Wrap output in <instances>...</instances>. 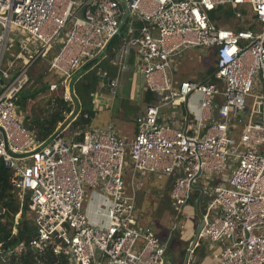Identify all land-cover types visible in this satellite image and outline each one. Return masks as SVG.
I'll list each match as a JSON object with an SVG mask.
<instances>
[{
  "label": "built area",
  "instance_id": "1",
  "mask_svg": "<svg viewBox=\"0 0 264 264\" xmlns=\"http://www.w3.org/2000/svg\"><path fill=\"white\" fill-rule=\"evenodd\" d=\"M225 3L249 4L255 28L215 26L208 12ZM124 16L119 49L133 52L145 88L157 91L159 100L136 117L129 140L111 125L66 136L76 106L69 79L85 58L103 52ZM14 26L26 35L9 66L0 68V158L12 169L21 205L27 202L34 213L29 244L36 251L58 239L67 264H168L165 243L149 226H138L134 173L174 172L177 216L197 187L195 178L204 175L206 183L216 173L208 189L199 188V201L207 195L199 240L221 242L216 264H264V0H0V63ZM56 45L50 65L60 78L47 90L59 89L72 109L41 138L23 124L16 100L33 64ZM191 47L205 49L222 87L184 78L172 89L173 57ZM117 84L108 80L113 93ZM175 99L184 110L170 124L161 108ZM127 155L131 190L123 178ZM98 198L95 210L103 221L84 211L87 199ZM1 250L0 243V256Z\"/></svg>",
  "mask_w": 264,
  "mask_h": 264
},
{
  "label": "rangeland",
  "instance_id": "2",
  "mask_svg": "<svg viewBox=\"0 0 264 264\" xmlns=\"http://www.w3.org/2000/svg\"><path fill=\"white\" fill-rule=\"evenodd\" d=\"M227 8L229 4H222ZM224 8L221 12L217 13V16H214V22L217 26L220 27H229L236 28L237 25L243 24L244 27H249L254 29L257 24V18L252 11L251 7L247 3L239 4L236 8H232V10ZM239 13V14H238ZM26 34L23 30L14 26V36H11L8 40V47L5 49L3 53V57L0 63V68H6L11 63V60L15 58V53L20 50V37H24ZM120 33L115 36V39L118 38ZM212 52V48L210 49ZM51 52L46 53L45 55L40 57L31 69V80L29 79L23 89L20 91L17 97V111L19 114L23 113L25 115L33 112L34 110H38L40 107H43L46 102L51 98L50 96L55 94H60V90L53 91H44V87H38V95L34 98H31V87L34 85L38 86L42 83H50V82H58L60 75L55 70L53 66L48 68V63L50 60ZM213 57L212 53H210V57ZM172 65L175 67V73L172 76V89L177 90L179 83L184 78H192L194 80L199 79L203 80L205 78L210 79L215 82L218 87H222V84L219 79L212 76V66H210L209 55L205 51L203 47H191L187 48L181 55H176L173 57ZM11 68V67H9ZM132 76V80L128 83V86L124 84L121 86L119 93L115 94L116 98L111 107L103 108L100 110H95L93 108L94 115L90 118V124H101L106 121L110 117V113L113 112L116 117L114 119H121L123 117L127 118V122L130 123V118H132L136 112L139 105L145 103L148 97H153L155 102L159 100V94L156 91L149 90L145 88V81L142 74L134 70L130 73ZM7 78L4 80V83L7 82ZM2 84H0V90L2 88ZM145 90H148L146 93ZM166 92H169V88L166 89ZM121 108V112L116 114V111ZM257 107L256 105L254 106ZM161 110L166 115L179 114V111L184 110V104L181 100L175 99V101L170 102V106L162 107ZM172 113V114H171ZM120 121V120H119ZM238 138L236 135H234ZM128 137V136H127ZM131 139V138H130ZM132 177V167L129 155L126 156L125 161V171L123 173V178L125 181L126 187L130 188V181ZM176 178V174L174 172L166 173V172H152V171H137L133 175L134 183H141L135 189V215L137 218V222L146 224L145 226H149L153 231L157 232V235L160 237V240L163 242L166 236V231L170 226H175V234L176 237L180 236V225L185 217L184 215H194L195 210H202L203 200L207 197L206 194H203L202 199L199 201L198 196L200 195L201 189L200 187L208 189L209 185H211L214 181L217 180L216 173H210L207 176V182L204 178V175H200L195 178L193 185L197 186L192 189L190 193V197L188 202L182 205V211L180 216H177L178 210L176 207V203L174 198L171 195V182L172 179ZM26 214L29 216H33L34 213L29 208L26 209ZM184 214V215H183ZM199 219V218H198ZM179 226V227H177ZM202 240L208 241L206 238L202 237ZM224 243L229 241L228 239L222 240ZM176 243L173 242L169 248L166 249V254H168L172 261L170 264H174V258L176 256V263L178 259L185 260V255L187 249H184V244L181 246L183 249L174 248L173 246ZM218 245L221 242L217 243ZM177 249V250H176ZM183 250V251H182ZM193 257V253H192Z\"/></svg>",
  "mask_w": 264,
  "mask_h": 264
},
{
  "label": "trees",
  "instance_id": "3",
  "mask_svg": "<svg viewBox=\"0 0 264 264\" xmlns=\"http://www.w3.org/2000/svg\"><path fill=\"white\" fill-rule=\"evenodd\" d=\"M224 8L226 7L220 4L208 12L209 19L215 26L217 25L213 18ZM226 9L232 10L230 5H228ZM236 28L242 29L246 27H244L243 24H239ZM120 31V33H123L124 28ZM115 36L108 44V52L112 51L116 41L120 39V35L116 39ZM58 48L59 45H56L50 51V59L54 51ZM96 58L97 55H94L85 59L74 71V76L76 78L74 82V94L77 101L80 102V107L72 114L73 119L69 123L72 129H76L77 127L85 128L90 118L94 115L91 94L96 89L99 76L96 73L97 66L91 67V64ZM38 60H40V58H38L37 61ZM50 66L49 60L48 68H50ZM31 69L29 71L30 80L32 77ZM48 84L49 83L45 82L38 86L33 84L31 87V98L39 94L38 87H44V91H46ZM50 97L51 98L43 107L33 112L31 111V114L29 116L27 114L23 121L26 127L41 138H47L54 131L55 126L71 111V106L67 105V102L63 99L61 94H55ZM12 176V169L6 166L0 158V243L2 246L0 264H67L68 252L66 251V246L65 244H61L58 249V239L49 240L45 244L42 252L36 251L29 244L36 229L34 215L31 217L26 214V209L28 208L27 202H24L22 208H20L19 190L12 185ZM18 213L19 216L16 217ZM19 243H22V248L20 250H15V246ZM12 249L14 250L10 252ZM6 255L7 258H4Z\"/></svg>",
  "mask_w": 264,
  "mask_h": 264
},
{
  "label": "crops",
  "instance_id": "4",
  "mask_svg": "<svg viewBox=\"0 0 264 264\" xmlns=\"http://www.w3.org/2000/svg\"><path fill=\"white\" fill-rule=\"evenodd\" d=\"M120 32L121 31H119V33ZM121 34L122 33H120V36H121ZM119 40L116 41L111 52L107 51V47L109 44L108 43L106 50H104L101 54H98L97 58L91 64V67L97 66L96 73L99 76L98 77V83L96 85V89L91 94L92 106L96 111L103 109V108L111 107L114 102L116 103L115 94L119 93L121 86H123L124 84H126V86H128V83L131 82L132 76L130 75V73L132 71L137 70L143 76V73L140 70H138L137 67H135V65H134V54H133V52L130 51V53H129V52L120 51V49H119L120 41ZM85 59H87V58H85ZM175 70H176L175 67L172 65V69L170 70V72H172V76L174 75ZM110 78L116 79V81L118 82V84L116 85V93H113V91L111 90V87H109V85H108V80H110ZM143 78H144V76H143ZM197 80H199V79H197ZM144 81H145V78H144ZM145 86H146V81H145ZM73 90H74V86H73ZM145 91H146V93H148V90H145ZM152 98L148 97L146 99L145 103L139 105V107L137 108L136 114L132 118H130V123L127 122L126 117H123L121 119H114V117H116V115H114L113 112H111L110 117L108 119H106L105 122L98 124V125L88 123L85 128L95 127V126L111 125L112 128L114 129V131H116L118 134L125 135L126 138L129 140L137 132L136 117L144 111L145 106L147 104L154 102V99H152ZM75 105L76 106L74 107L73 112L80 107V102H78L77 99L75 100ZM169 106H170V104H167L165 107H167V109H168ZM71 109H72V107H71ZM119 112H121L120 107L116 111V114L118 115ZM30 114L31 113H29L28 116ZM20 115L22 117V121H24V118L26 115L24 113H23V115L22 114H20ZM175 118H176V114L175 115L174 114L166 115L165 113H163V111L161 113V119L169 122L170 124H174ZM76 129H84V128L77 127ZM76 129H72L70 125L67 126L66 133H65L66 136L71 134V132L75 131ZM172 182H173V179H172ZM100 202H101V198H98V200L96 202L90 201L89 199H87L84 202V211L86 212V214L88 215L90 220H93V221H103L104 220V215L101 212V210H95L96 206ZM22 206L23 205H21V203H20V208H22ZM184 217L185 218L182 221H180L182 223V225H180L181 227L177 226L180 229V233H181L180 236L176 237V234H175L176 224L174 227L170 226L168 228V230L166 231V236H165L163 243H165L168 240V238L171 236L170 245H172V243L175 242L176 244L173 246L174 248H176V246H178L177 249H179V248H181V246L183 244H184V249H187L190 246V243H191L192 238L194 236L195 229L197 228L199 222L201 221L202 211L201 210H195L194 215H192V216L189 215L188 217H187V215H184ZM145 225L146 224H142V223L139 224V222H138V226H140L141 228H144ZM154 232L157 234V232L155 230H154ZM217 243L218 242L212 243V242L202 240V239L198 240L197 245H195V247H193V249L191 250V252L189 254L187 264H216L217 257L215 256V253L219 250V245ZM170 245H169V247H170ZM181 249H183V247ZM179 251H180V249H179ZM192 253H193V257H192ZM166 255H167V259H168V264L173 262L171 257L168 254H166ZM184 262H185L184 259L183 260L178 259L177 263H176V256H175L174 264H184ZM105 264H109V263L105 262Z\"/></svg>",
  "mask_w": 264,
  "mask_h": 264
},
{
  "label": "water",
  "instance_id": "5",
  "mask_svg": "<svg viewBox=\"0 0 264 264\" xmlns=\"http://www.w3.org/2000/svg\"><path fill=\"white\" fill-rule=\"evenodd\" d=\"M126 12H127V11H126ZM124 22H125V16L123 17L122 21L120 22V25H119V27H118V31H120V30L123 28V26H124ZM106 47H107V45L104 47L103 51L106 50ZM75 80H76L75 76H71L70 79H69V82H68L69 90H70V92H72V93H73V86H74V82H75ZM1 81H2V80H1ZM51 137H52V136H51ZM51 137H49V139H50ZM49 139H48V140H49ZM48 140H46V141H48ZM11 154H12V153H11ZM13 155H14V156H20V155H22V154H21V153H13ZM203 223H204V220L201 219V221L199 222L197 228L195 229L194 236H193V238H192V241H191V243H190V246L188 247L187 252H186V255H185V262H184V264H187L189 254H190L191 250L193 249V247H195L197 241L199 240V231H200V229H201ZM170 242H171V236H170V237L168 238V240L165 242V247H166V249L169 247ZM4 258H7V255H6Z\"/></svg>",
  "mask_w": 264,
  "mask_h": 264
},
{
  "label": "bare ground",
  "instance_id": "6",
  "mask_svg": "<svg viewBox=\"0 0 264 264\" xmlns=\"http://www.w3.org/2000/svg\"><path fill=\"white\" fill-rule=\"evenodd\" d=\"M20 213V212H19ZM19 213L16 215V217H18L19 216Z\"/></svg>",
  "mask_w": 264,
  "mask_h": 264
}]
</instances>
